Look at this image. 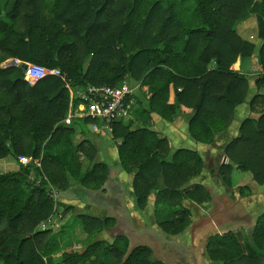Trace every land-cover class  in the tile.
Returning <instances> with one entry per match:
<instances>
[{
    "label": "trees",
    "instance_id": "1",
    "mask_svg": "<svg viewBox=\"0 0 264 264\" xmlns=\"http://www.w3.org/2000/svg\"><path fill=\"white\" fill-rule=\"evenodd\" d=\"M252 15L259 48L237 29ZM255 55L262 74L251 97L249 78L233 67ZM9 60L20 65L0 68V161L12 157L20 169L0 173V264H167L150 247L131 249L124 236L63 252L62 235L40 230L57 215L54 193L99 192L111 178L96 145L75 144L76 130L66 123L90 87L117 88L127 80L136 86L126 103L136 102L143 120L115 123L112 136L121 142L119 169L133 177L138 209L146 211L155 197L154 220L167 236L191 225L186 203L207 207L213 197L194 183L205 170L202 155L174 150L152 128L153 115L168 123L185 117L190 137L215 147L248 103L252 116L224 146L229 164L219 173L229 188L235 170L264 186V0H0V67ZM27 64L60 69L62 77L31 86ZM78 121L93 125L77 117L71 123ZM25 157L28 166L21 164ZM80 218L89 236L113 225ZM206 252L211 264H264V213L246 245L240 234H215Z\"/></svg>",
    "mask_w": 264,
    "mask_h": 264
},
{
    "label": "rangeland",
    "instance_id": "2",
    "mask_svg": "<svg viewBox=\"0 0 264 264\" xmlns=\"http://www.w3.org/2000/svg\"><path fill=\"white\" fill-rule=\"evenodd\" d=\"M237 29L244 39L255 42L258 48L261 46V41L258 39V20L256 15H252L244 22H241ZM238 62L236 64H238ZM240 62L241 66L236 67L235 64L233 69L242 72L249 78L252 97L257 93L255 79L262 74L260 62L257 59V55L244 62ZM12 63L13 60H9L2 64L0 68H9L14 65ZM126 82L136 87L129 80ZM140 112L141 110L139 106L136 105V102H131L129 116L122 122L127 123L129 121H134L136 124H138V122L141 123L143 119ZM250 116H252V114L250 113L248 103L237 110L235 121L237 124H235L234 129H232L233 125L231 127L233 135L231 134L230 140L237 136L241 122ZM158 121H160L158 129L163 132H165L164 126L172 127L170 124H166V121L164 122L161 119ZM180 123H182L183 127H187L185 121L180 120ZM67 125L76 129L77 133L87 132L88 137L94 134L91 125H85L80 121ZM177 126L179 128V124ZM160 133L163 134L162 132ZM91 137L93 138V136ZM191 140L195 142L192 138ZM109 145L115 147L116 141L110 139ZM196 145L199 146V148L204 146L200 144ZM201 154L206 162L207 168H205L206 177L204 183L200 184L204 185L210 191L213 197L212 203L207 207H198L186 203V206L192 211L193 219L188 229L180 236L170 237L166 234L165 236L157 227L151 214L146 213L140 219V224L138 225L140 233L136 234L135 232L130 238L136 247H150L153 250L155 258L167 264H211L206 252V242L209 236L234 232L240 234L242 243L246 245L256 220L264 213V186H258L250 173H242L235 170L232 177V188H229L224 183L219 173L221 166L229 164V159L225 154L224 147L220 151L219 156L216 157L215 153H207L206 150H202ZM85 166H87V164H85ZM19 169L20 164L12 157L0 161V173L13 172ZM201 177L203 178L204 175ZM241 188H245L243 193L240 191ZM64 195L63 193H58L57 197H54L58 204H60L59 198H63ZM65 211H67V213H65L66 217L62 220L64 224L63 229L61 230L60 227L58 230H55L56 234L63 236L64 242H71L69 245L66 244L64 246L63 252L74 251L75 249H71L73 246L72 243H77V248L85 249L92 241L100 238L98 236L99 234H94L92 236L87 235L83 230L81 218L77 215H73L74 213L72 214L70 210L66 208ZM68 217L69 223L66 224ZM127 233L129 234L130 232L127 231ZM59 258L60 256L57 257V259Z\"/></svg>",
    "mask_w": 264,
    "mask_h": 264
},
{
    "label": "crops",
    "instance_id": "3",
    "mask_svg": "<svg viewBox=\"0 0 264 264\" xmlns=\"http://www.w3.org/2000/svg\"><path fill=\"white\" fill-rule=\"evenodd\" d=\"M240 66L241 62L239 61L238 64H236V67ZM160 119L164 121L157 115L152 116V128L156 129V131L158 132H162L163 136L168 137L171 140L172 147L174 148V150L189 149L198 151L200 154L202 153V150H206L207 153H215V157L219 156V153L222 148L230 140L231 134L233 135L232 129H234L235 124H237V122L233 124V127L229 131L228 136L218 139L217 145L215 147L204 145L199 148V146L196 145L198 143L193 142L190 138L188 123L185 117L179 118L174 123H168L164 121L166 124H170L172 126H164L165 132L158 129V125L160 124V121L158 120ZM180 120L185 121L187 127H183L182 123H180ZM178 124L179 128L177 126ZM93 133L94 134H91L90 137H88L87 132L77 133L76 130L74 143L79 144L84 139L92 140V142L96 145L98 149V161L107 164L112 169L111 178L109 179L104 189L99 192H91L80 187H73L70 191L63 193L65 195L63 198H59V202L61 205L58 204L59 206L57 209V215L53 218L54 222L60 225L61 230L63 229L64 224L62 220L64 219V217H66L65 213H67V211H65V208L68 207H72L70 209V212L72 214L74 213L73 215H77L78 217H92L100 219L103 222H105L107 219H111L113 220V225L111 224V227H108L107 230L100 233L98 235L100 237L98 240L112 243L116 237L124 236L129 239L130 248L134 249L136 248V245L132 243V240L130 238L135 234V232L136 234L140 233L138 225L140 224V219L146 213L151 214L152 219H154L153 214L155 197L151 198L148 209L146 211H141L140 209H138L135 197L133 195V177L120 171L119 169L118 146L119 144H121V142L116 141V146L114 147L109 145L110 139L115 141L113 139V136L108 133ZM91 136H93V138ZM205 168H207L206 162ZM203 175V178L199 177L194 181V183L203 184L204 179L206 177V170H204L202 176ZM68 219L69 217L66 220V224L69 223ZM127 231L130 233L128 234ZM70 243L71 242L68 241L64 242V246L66 244L69 245ZM72 244L73 246L71 249H75L74 251L80 252L84 250L82 248H77V243Z\"/></svg>",
    "mask_w": 264,
    "mask_h": 264
},
{
    "label": "built area",
    "instance_id": "4",
    "mask_svg": "<svg viewBox=\"0 0 264 264\" xmlns=\"http://www.w3.org/2000/svg\"><path fill=\"white\" fill-rule=\"evenodd\" d=\"M14 66L20 65V61H13ZM25 76L27 82L31 86H35L40 81H43L49 77H62L60 69H48L41 65L27 64L25 66ZM137 88L133 87L127 82H124L117 88L102 87L95 88L90 87L85 92L79 93L82 103L77 107L76 113L70 114L66 123L70 124L74 117L81 120L89 119L93 122L92 130L97 134L108 133L113 135V125L118 122H122L129 116L131 101L126 103L130 96L136 93ZM73 94V93H72ZM31 163V159L22 158L21 164L28 166ZM35 164L41 167V161L36 160ZM57 193L53 194V197H57ZM60 225L54 222V219H49L41 227V231L46 230H58Z\"/></svg>",
    "mask_w": 264,
    "mask_h": 264
},
{
    "label": "water",
    "instance_id": "5",
    "mask_svg": "<svg viewBox=\"0 0 264 264\" xmlns=\"http://www.w3.org/2000/svg\"><path fill=\"white\" fill-rule=\"evenodd\" d=\"M13 64V63H12ZM14 66V65H13Z\"/></svg>",
    "mask_w": 264,
    "mask_h": 264
},
{
    "label": "bare ground",
    "instance_id": "6",
    "mask_svg": "<svg viewBox=\"0 0 264 264\" xmlns=\"http://www.w3.org/2000/svg\"><path fill=\"white\" fill-rule=\"evenodd\" d=\"M10 66V65H9Z\"/></svg>",
    "mask_w": 264,
    "mask_h": 264
}]
</instances>
